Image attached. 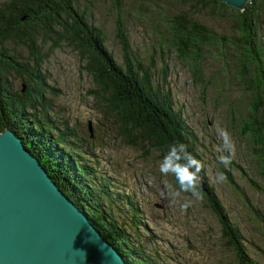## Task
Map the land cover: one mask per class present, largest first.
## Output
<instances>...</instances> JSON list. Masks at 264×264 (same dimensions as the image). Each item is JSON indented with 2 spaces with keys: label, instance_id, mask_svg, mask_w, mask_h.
<instances>
[{
  "label": "trees",
  "instance_id": "obj_1",
  "mask_svg": "<svg viewBox=\"0 0 264 264\" xmlns=\"http://www.w3.org/2000/svg\"><path fill=\"white\" fill-rule=\"evenodd\" d=\"M94 1L0 0V132L10 128L22 137L61 190L85 210L102 235L121 250L127 262L165 264L157 251L151 253L137 237L143 225L137 203L134 204L129 193L114 189L112 180L90 162L89 152L81 149L82 145L75 139L76 130L68 122H64V127H55L48 111L38 115L37 107L47 85L41 71L49 56L46 46L55 49L66 43L77 51L83 69L94 83L87 94L105 104L128 144L137 146L146 140L161 159L171 144L182 143L199 161L201 156L195 145L198 137L182 111L174 106L170 92L155 79L152 64L145 65L133 50L126 23L135 17L146 20L153 17L154 24L160 22L162 48L167 45L170 51L190 63L194 79L204 86L201 62L208 47L220 46L224 55L232 56L230 60L236 66V78L242 90L239 104L247 106L246 116L239 117L240 134L258 144L253 156L260 160L264 175V0L249 2L245 10L219 0H105L116 18L122 63L107 46L103 27L92 20ZM206 10L222 20L234 21L236 35L220 34L211 28L203 18ZM11 40L22 42L31 55L23 57L17 49L7 48ZM246 66L254 71L250 77H245ZM11 71L29 77L24 92L23 85L20 91L13 89ZM230 105L235 111L236 105L232 102ZM222 172L235 184L226 169ZM242 174L247 176L246 172ZM199 176L198 191L219 218L223 236L229 237L228 243L234 246L238 264H259L249 254L243 234L231 222L214 188L209 187L205 167ZM173 181L178 189L174 177ZM202 181L208 186V192L202 188ZM250 182L264 192L255 180ZM126 203L132 206L127 211L131 213L127 216L130 223L121 221L123 216L117 214L127 209L128 206L123 207Z\"/></svg>",
  "mask_w": 264,
  "mask_h": 264
},
{
  "label": "rangeland",
  "instance_id": "obj_2",
  "mask_svg": "<svg viewBox=\"0 0 264 264\" xmlns=\"http://www.w3.org/2000/svg\"><path fill=\"white\" fill-rule=\"evenodd\" d=\"M94 4L92 20L103 27L107 46L122 63L123 52L116 38V18L111 14L110 5L105 0H95ZM203 14L218 33L236 35V23L231 19L217 18L210 10ZM154 23L153 17L148 20L135 17L126 23L132 48L143 58L145 65L152 64L155 79L167 88L174 106L182 111L192 127L199 139L195 142L196 151L206 169L209 187L214 188L231 222L243 234L249 254L259 264H264V192L250 182L255 180L264 189V175L260 160L254 158L258 144L251 137L240 134L242 122L239 117L246 116L247 106L239 104L242 90L236 78V66L230 60L232 56L224 55L220 46L207 48L201 62L204 86L194 79L190 63L170 51L167 45L162 48L163 26L160 22ZM47 46L49 56L41 69L47 85L37 113L42 116L44 110L48 111L55 127H64V122H68L76 130L75 139L79 140L81 149L89 152L90 162L112 180L117 186L113 184L114 189L132 196L142 215L143 225L137 237L143 245L151 253L157 251L165 264L168 261H171L168 264H238L234 246L228 243L229 237L223 236L222 224L206 198L183 192L169 197L165 184L172 185L173 192L178 189L172 176L165 177L159 172V163L163 159L158 157L159 152L146 140L132 146L119 134L114 115L103 102L87 94L94 83L83 69L77 51L66 43L55 49ZM11 47L23 57L31 55L22 42L11 40L7 48ZM244 71L245 77L254 74L250 66ZM11 72L13 88L20 91L29 77ZM230 102L236 105L235 111ZM217 127L226 129L235 144L231 164L227 167L217 159L219 155L227 154L222 153ZM221 169L231 174L235 184L229 182ZM244 172L247 176L242 174ZM185 203L190 205L186 210L182 209ZM125 206L127 209L117 214L123 216L121 221L130 223L131 213L127 211H131L132 206L127 203Z\"/></svg>",
  "mask_w": 264,
  "mask_h": 264
},
{
  "label": "water",
  "instance_id": "obj_3",
  "mask_svg": "<svg viewBox=\"0 0 264 264\" xmlns=\"http://www.w3.org/2000/svg\"><path fill=\"white\" fill-rule=\"evenodd\" d=\"M245 10L254 0H219ZM24 85L22 91H25ZM89 131L93 134L92 124ZM208 192L204 181L201 183ZM49 175L22 137L0 132V264H129Z\"/></svg>",
  "mask_w": 264,
  "mask_h": 264
},
{
  "label": "clouds",
  "instance_id": "obj_4",
  "mask_svg": "<svg viewBox=\"0 0 264 264\" xmlns=\"http://www.w3.org/2000/svg\"><path fill=\"white\" fill-rule=\"evenodd\" d=\"M216 132L218 138L222 141V153H227L219 155L217 159L227 167L231 164L232 156L235 152V144L226 129L217 127ZM202 167L201 162L187 150L186 145L182 143L171 144L159 163V172L165 177H174L178 185V191L173 192L172 185L165 184L169 197L178 196L180 192H183L191 193L199 198V173ZM218 179H222V177L218 176ZM189 206V203H185L182 205V209L186 210Z\"/></svg>",
  "mask_w": 264,
  "mask_h": 264
},
{
  "label": "bare ground",
  "instance_id": "obj_5",
  "mask_svg": "<svg viewBox=\"0 0 264 264\" xmlns=\"http://www.w3.org/2000/svg\"><path fill=\"white\" fill-rule=\"evenodd\" d=\"M249 3V2H248ZM247 3V4H248ZM45 168V167H44ZM46 169V168H45ZM49 173V172H48ZM50 175V174H49ZM65 193V192H64ZM71 199V198H70ZM71 203H73V205L75 206V207H79L76 203H74V201L73 202H67V204L70 206V204ZM81 209V208H80ZM82 211H83V213L87 216V218L90 220V222H92V224L100 231V229L95 225V223L92 221V219H91V217L85 212V210L84 209H81ZM101 232V231H100ZM102 233V232H101ZM109 242V241H108ZM111 243V242H110ZM117 250H118V252L121 254V256L123 257V258H125L124 256H123V253L121 252V250L114 244V243H111ZM125 260V259H124ZM126 261V260H125ZM127 262V261H126ZM127 263H129V262H127Z\"/></svg>",
  "mask_w": 264,
  "mask_h": 264
},
{
  "label": "flooded vegetation",
  "instance_id": "obj_6",
  "mask_svg": "<svg viewBox=\"0 0 264 264\" xmlns=\"http://www.w3.org/2000/svg\"><path fill=\"white\" fill-rule=\"evenodd\" d=\"M10 81H11V79H10ZM12 83V82H11ZM6 84H9V82H6ZM12 85V87H13V83L11 84ZM24 85H26V83L25 84H23V86ZM26 88H27V85H26ZM14 89V88H13ZM15 90V89H14ZM26 90V89H25ZM24 92V91H23Z\"/></svg>",
  "mask_w": 264,
  "mask_h": 264
}]
</instances>
